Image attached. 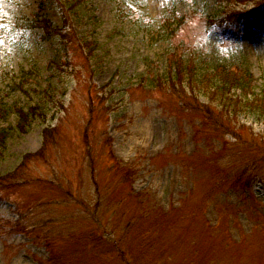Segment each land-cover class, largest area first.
<instances>
[{
  "label": "rangeland",
  "instance_id": "rangeland-1",
  "mask_svg": "<svg viewBox=\"0 0 264 264\" xmlns=\"http://www.w3.org/2000/svg\"><path fill=\"white\" fill-rule=\"evenodd\" d=\"M56 1L0 0V178L52 127L0 186V264H264V122L248 106L204 119L186 81L155 86L175 49L208 78L247 69L263 93L264 0H87L67 24L80 49L34 24L63 25ZM223 10L227 59L192 47ZM43 103L17 128L16 108Z\"/></svg>",
  "mask_w": 264,
  "mask_h": 264
},
{
  "label": "trees",
  "instance_id": "trees-1",
  "mask_svg": "<svg viewBox=\"0 0 264 264\" xmlns=\"http://www.w3.org/2000/svg\"><path fill=\"white\" fill-rule=\"evenodd\" d=\"M57 3L59 0L56 1ZM84 2H88L87 0H63V2H59V6L61 8V13L63 15V25L61 27H57L53 25L49 20L45 19L44 16L38 15L34 19V24L42 31L43 36L51 37V36H57L61 39L62 44L68 49L74 48L80 49L83 45L81 41H78L74 34L72 33L71 29L67 26L68 21L71 20V11L74 12L78 8L79 4H85ZM116 2V8L118 11L122 13L123 8H121V0H115ZM68 6L67 10L70 13L66 11L64 8ZM65 10V13H64ZM228 11H221V15H224L223 19L220 20H213V17H205L206 19H209L208 24H215L218 28H222L223 24L222 21H235L237 19V13L234 12L232 14H228ZM236 13V14H235ZM235 14V15H234ZM223 35V34H222ZM224 36V35H223ZM225 37V36H224ZM68 46V47H67ZM84 46V45H83ZM85 47V46H84ZM184 52H179L178 50H175L171 53V60L168 63V69L167 73L165 74L164 79L157 82L155 86L166 84L170 80L171 87H174L173 79H181L182 81H186V83L189 84L190 87V93L191 97L193 99V104L189 103L190 106L199 111L204 119H217L220 123L221 118L217 115L222 113H227L231 115H235L238 113H235L237 108H242L243 106L251 107L250 112H254L257 114L258 118L264 122V91L263 93L253 94V92L250 90L252 76L248 72L247 69L240 68L239 66L230 67V68H216L214 69L215 77L208 78L207 76H201L197 72V68H195L192 65H187L185 63H188V61L183 60V54ZM68 55V54H67ZM66 55V56H67ZM227 70V71H225ZM201 76V77H200ZM203 79V80H202ZM205 81V83L199 87L197 84L200 82ZM197 87V92L193 91V88ZM231 90L239 91V96L232 98L231 97ZM174 92V88H173ZM199 93V94H197ZM198 97H197V95ZM200 96L205 97L203 100V103H200L202 101H199ZM190 102V101H188ZM45 109V103L35 105L31 108H29L27 111H22L19 108H16V114H17V128L20 130H26L31 125V122L35 118H42L44 114ZM210 112H213V116L208 114ZM0 113L7 114V107L5 105H1L0 107ZM233 113V114H232ZM210 115V117H208ZM43 122L44 119H43ZM264 124V123H263ZM52 127H50L48 124H45L42 129V137H43V146L39 149L38 152L35 154H28L25 155L22 158L20 167L16 169V171L11 174L0 178V186L3 185V183H9V181L15 177L18 176L20 168L23 167L27 160L33 158V157H44L46 154V149L48 146L52 143L51 142V136L50 131ZM245 126L241 125L239 129H244ZM230 132V131H228ZM231 134V133H229ZM6 133H0V145H2L1 141H4L6 138ZM234 135V134H232ZM235 136V135H234ZM115 164V163H114ZM128 171H126L127 173ZM127 175V174H126ZM7 224V223H6ZM8 225V224H7ZM21 225L20 221H15L13 223H10V228L19 227ZM22 226V225H21ZM7 228V227H6ZM4 225L2 224V221L0 220V234H2L3 230H5ZM8 228V229H10Z\"/></svg>",
  "mask_w": 264,
  "mask_h": 264
},
{
  "label": "clouds",
  "instance_id": "clouds-1",
  "mask_svg": "<svg viewBox=\"0 0 264 264\" xmlns=\"http://www.w3.org/2000/svg\"><path fill=\"white\" fill-rule=\"evenodd\" d=\"M196 27V25H193ZM218 31L217 25H212L209 27L206 23L201 25L197 29L196 36L193 37L192 47L197 51H204L205 53L210 52L214 47L217 50V55L223 59L229 58L235 52V46L233 42L226 40L224 38H213L214 34ZM206 39V44H200L199 40Z\"/></svg>",
  "mask_w": 264,
  "mask_h": 264
}]
</instances>
